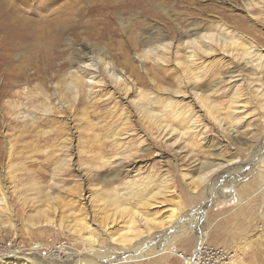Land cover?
<instances>
[{
    "label": "rangeland",
    "instance_id": "374dc122",
    "mask_svg": "<svg viewBox=\"0 0 264 264\" xmlns=\"http://www.w3.org/2000/svg\"><path fill=\"white\" fill-rule=\"evenodd\" d=\"M242 6L243 0H0V30L5 33L0 35V185L8 202L7 210L0 213V264H25L16 259V254L33 258L38 264L67 260L68 264H79L74 256L83 251V244L70 232L79 218L95 223L92 235L104 248L118 250L109 236H119L126 216L115 215V208L105 198L113 195L108 189L118 186L125 192L126 182L162 181V175L170 181L164 190L166 197H158L165 206L150 210V216L165 221L175 208L177 218L189 214L190 223L198 219V227L187 228L185 238L172 243L168 254L157 251L150 258L114 264H185L180 253L190 255L202 243L223 249L232 256L230 264H264V196L260 193L263 178L258 172L264 165V102L250 83L257 76L243 64L223 60L217 52L210 59H201L202 82L181 87L185 94L176 100L182 109L199 111L194 138L178 131L168 135L162 126L169 124L178 130L180 126L170 120L151 122L141 114L135 105L138 94L135 91L126 95L115 85L112 65L108 70L104 66L103 75L97 73L107 81L92 100L83 97L82 103L63 113L56 108L55 100L56 91H61L55 85L63 83L65 74L72 69L73 57L85 47L94 54L109 53L117 72H124L129 62L131 70L126 73L129 76L134 69L139 80L137 88L155 95L164 92V87L170 93L177 90L180 82L172 57L162 69L140 59L144 43L159 33L178 45L182 32L222 21L250 39L256 53L264 50V5L253 15H248ZM44 22L46 30L51 29L59 39L52 48L36 39L38 26ZM59 30L61 34H57ZM229 75L232 80L218 84ZM11 80L19 86L6 88ZM40 85L50 98L46 103L54 107L50 115H42V97L37 94ZM198 92L211 96L217 108L213 110L222 117L231 99L239 94L245 105L238 115L240 121L234 123L224 117L230 133L220 130L212 117L197 107L193 94ZM32 104L39 107L35 123L23 118L35 111ZM159 107L154 106L158 111ZM114 133L122 139L119 145L112 142L110 134ZM10 145L14 152L13 174L6 171ZM118 148L133 153L121 175L107 183L103 179L111 174L110 168L98 171L89 167L94 159H109ZM255 156L258 159L254 162L262 161L261 164L248 172L226 175L222 181L228 183L227 187H206L202 197L199 191L194 194L196 198L192 194L191 177L198 174L201 163L240 160L250 164ZM64 160L70 164L61 166ZM55 173L59 174L54 177ZM52 180L56 182L53 185ZM36 187L44 191L43 195ZM156 187L153 184L148 190ZM47 191L58 196L47 207L54 218L49 225L44 224L40 214L46 209ZM103 206H109L110 214L124 220L109 233L96 225L109 224L108 218L104 219ZM185 224L189 226L187 221ZM201 232L205 233L204 241L200 240Z\"/></svg>",
    "mask_w": 264,
    "mask_h": 264
},
{
    "label": "bare ground",
    "instance_id": "6f19581e",
    "mask_svg": "<svg viewBox=\"0 0 264 264\" xmlns=\"http://www.w3.org/2000/svg\"><path fill=\"white\" fill-rule=\"evenodd\" d=\"M262 5H264V0H243L242 9L245 12H247L248 15H253V12ZM46 27H47L46 22L39 24L38 26L39 30L36 32L37 35L36 39L41 44H46L47 48H52L51 45H53L55 42H59V39L56 35L52 34L51 29L46 30ZM3 34L5 35L4 31L0 30V35ZM57 34H61L60 30L58 31ZM144 46H143L144 48H142L141 50L142 55L140 56V59L142 61H147V60L152 61L155 65L161 66V69L162 66L164 67V65L168 63V59L172 57L173 63L175 64V67L178 69V72L180 73L179 88L177 90L170 89L171 91H173L170 93L168 89L164 87L163 88L164 92H161L160 94H156V95L154 93H147L142 90H139V88H137L138 87L137 81L139 80L137 79V75L135 74L134 69L129 76L126 73V70L129 69L131 70V65L129 64V62L125 63L126 70L124 72L123 71L117 72L116 71L117 69L115 70V66L114 63L112 62V59H109L108 56L109 53L94 54L92 53V51H90L88 47H85V50L80 51L81 50L80 49L77 55L73 57L72 69H70L65 74L63 83L55 85L56 88H59L61 90L58 92L56 91V93L54 92L56 95L55 100L58 101V106H56V108H58L59 112L63 113L64 111H67V109L69 108L73 110L76 104L82 103L83 97L92 100L94 98L93 96H96L98 92H101V89L104 88V86H106V81H107V80L105 81V77L104 78L97 77L96 76L97 73H101V75H103V73L105 72L103 69L104 66H106L108 70V67L112 65V68L110 67V69L111 70L113 69L112 78L116 83L115 85L119 86L120 89L126 95L133 94L135 91L138 94L139 101L135 102V105L136 108L141 112V114L146 116V118H148L151 122L157 120V123H163L166 120H170L171 122L177 123L180 126L179 129L180 131H179L178 129L174 128L172 125L165 123L166 125L162 126V128L164 132L168 133V135H173L175 132L178 131L184 136H189L190 138H194L193 136L195 135L193 132L199 126V125L196 126L197 120L199 118L197 116V112L199 111L195 112L191 109L188 110L182 109V107L180 106V104L176 99L180 98V96L185 94V92L182 90L181 87L185 85L188 86L190 84L196 85L197 83L202 82L203 72H201L200 61L203 58L205 59L212 58L213 56H215V54H217V52H219V54L221 55L220 57H222L223 60L232 61L233 63H237V65L243 64L244 68L247 71L252 73L254 77L257 76V79L256 78L253 79L250 77L251 78L250 83L252 87H254L255 93L258 95L257 97L264 102V53H262V51L264 50L257 51L256 53V49L252 45L250 39L244 37V35L238 32L236 28H232L231 26H228L226 23L222 21L217 22V24L216 23L211 24L210 26H204L203 28L195 26V28L191 31L182 32L181 41H179L178 45H176L172 40L170 41L167 40V37L165 35L159 33L157 36L153 37V39L144 43ZM4 48H6V46L3 47V50L6 51V49ZM183 53L185 54L183 55ZM257 72L262 74L258 76ZM230 76L231 75H229V77H227L226 79H223L218 84H223L225 82L227 83L228 80L230 79L232 80L233 77ZM134 77H136L137 79L136 81ZM12 80H11V84L9 82L10 85L5 86L6 88L9 86L10 88L14 87L16 82H13ZM152 82L154 83L155 81L152 79ZM42 87L40 85L37 93L40 97H42L41 98L42 100L41 103L43 104V110L41 109L43 111L42 115L44 114L50 115L51 112L54 113L53 112L54 107L52 108L46 103V101L49 100L50 98L47 95H45V90ZM35 89L36 88H34V90ZM168 93L172 95H168ZM234 96L235 97L232 98L230 101L225 116L226 118L231 119L234 123H236L240 121L238 115L240 112H242L243 109H245V105L242 104L239 94L237 95L236 93ZM193 100L195 101L197 107L200 108V110L205 111V113H207L208 116L212 117L215 125L219 127L220 130L226 131L228 129L225 128L227 123L226 119L224 118L225 116L222 117L219 111L213 110L216 107L213 104L211 96L209 95L205 96L199 94L198 92L193 94ZM156 105H160L159 111L155 110L154 106L156 107ZM33 106L34 109L33 108L32 109L35 111H30V113L25 114L23 118L24 119L30 118L32 123H35L36 119L34 115L35 112L39 110V107L37 105H33ZM43 118L47 119V117H43ZM127 121L128 120H126V122ZM124 124L125 123H123V125ZM237 131L238 130H235L234 132ZM110 135L112 136V142L115 143V145L116 144L119 145L120 142H122V139L120 138L118 139V134L114 133L113 135L112 134ZM214 144L215 142L213 141L211 145ZM262 146H264V140ZM132 153H133L132 150L124 151L121 148H118L117 151H115L114 155L107 160L105 158L94 159L93 160L94 163L91 164L89 163L90 164L89 169L92 167V169H96L100 171L102 169H105L106 167L110 168L111 174L114 178L111 176V174H109L105 176L103 181L107 183L108 182L112 183L113 179L115 180V178H118L121 175V172L124 171L125 169L124 164L126 163V161H128L129 157H131ZM13 156H14V152L12 150V145H10L7 151V159H8V163L6 166L7 174H13L14 172L13 161H11ZM258 156H255V158L253 157L254 159H252L253 161H251L250 164L243 163L240 160H228V161L226 160L218 164L201 163V167L198 168V174L191 177L190 183L194 187L192 191L193 193L192 192L191 193L194 195V194H198L199 191L200 192L199 195L202 197L203 194L205 193L204 190L206 189V187L207 188L210 187L211 189H214L218 185H221L222 187H227L228 183L223 182L222 178L233 172H241V173L248 172L249 169H251L252 167L258 166L262 162V161L256 163L254 162V160L258 159ZM69 164L70 161L64 160L61 166L62 165L68 166ZM261 166L262 167L258 169V172L263 178V181L261 183L262 186L260 187L261 190L260 193L263 194L264 196V165L261 164ZM58 174L55 173L54 177H56V175ZM165 176L166 175H162V181L152 180L149 182H143L139 184H137L136 182L133 183V181H129L128 183L126 182L124 185H127L128 187L126 186L127 191L124 190L125 192H123V190L119 191L118 190L119 188L117 189L118 186L117 187L114 186L112 187V189L111 188L108 189L107 192L110 193L111 191L113 195L109 194L108 196L107 194L108 197L105 196V198H107L108 201L111 202L112 204L111 206H113V209L115 208L114 212L116 213L115 214L116 216L117 215L126 216V222L122 219V217H120L121 218L120 219L115 217L113 214H110L109 210L107 209V207L110 206L109 205V206H103L104 209L103 208L101 209L102 213L105 216L104 219L108 218L107 220H109V224L106 223L105 225L104 222L105 227L102 225L99 226L98 224L96 225L98 229H100V231L109 233V231L113 229L115 226H118V224H120L122 220L124 221V223L122 224H124L125 228L124 230L123 229L121 230L119 236L118 237H116V235L109 236L111 242L118 247V250L104 248L100 243V241H98V239H96V237L92 235V230L95 223L93 221H88L87 218H79L75 223V225L72 226L70 229L72 235L79 238V240L83 244L82 247L83 251L80 254L78 255L76 254L74 256L75 258L78 257L77 259H79L75 263L114 264L123 260L130 262L140 258L146 259L147 257L151 256L157 251H159L158 254H164V253L168 254L170 253L169 248L172 243L185 238V233L189 232L187 228H190L191 230L194 229L195 227H198V219H195L190 223L189 214L185 215L184 217L177 218L176 216L177 210L175 208L172 211H170L169 216L166 218L165 221L156 220L155 218H152V216H150V212H149L150 210L161 209L165 206V201L162 199L160 200V198H158L159 196L166 197L164 190L167 188L170 181L168 177ZM184 176L186 177V174H184ZM54 183H56L55 180H52L50 184L53 185ZM153 184L157 186L156 190H152V191H150L151 189L148 190L149 188L152 187ZM45 187H47V185ZM35 189L40 191L38 194L43 195L44 191L39 189V187H36ZM51 192L47 191L44 194L45 197L44 201L47 203V205H46V209L40 210L41 212L40 214L44 216L45 225L54 223V218L50 214V212H48L47 207L51 205L52 202H54L53 200L58 199V196L57 195L55 196ZM194 196L195 198L197 197V195ZM90 197L91 195L87 200H90ZM121 201L122 202L126 201L127 204L122 203ZM104 204L106 205L107 203ZM7 208H8L7 196L4 189H2L0 185V213L4 212V210H7ZM186 221L188 222L189 226H186L185 224ZM164 231H166V233H163ZM204 238H205V233L201 232L200 240L204 241ZM202 245L203 243L200 246ZM16 259L18 260L20 259V261L24 262L25 264H38L35 262V260H33V258H29L27 256H18L16 254ZM68 261L70 260L60 262L57 264H63V263L68 264L66 263Z\"/></svg>",
    "mask_w": 264,
    "mask_h": 264
},
{
    "label": "built area",
    "instance_id": "2783aa9c",
    "mask_svg": "<svg viewBox=\"0 0 264 264\" xmlns=\"http://www.w3.org/2000/svg\"><path fill=\"white\" fill-rule=\"evenodd\" d=\"M179 256L185 264H230L229 259L232 258L223 249L210 247L206 243L190 255L180 253Z\"/></svg>",
    "mask_w": 264,
    "mask_h": 264
}]
</instances>
